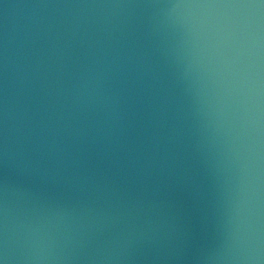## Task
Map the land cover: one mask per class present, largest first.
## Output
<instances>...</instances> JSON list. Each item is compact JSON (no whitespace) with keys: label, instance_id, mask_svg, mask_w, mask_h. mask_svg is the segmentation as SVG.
I'll list each match as a JSON object with an SVG mask.
<instances>
[{"label":"water","instance_id":"water-1","mask_svg":"<svg viewBox=\"0 0 264 264\" xmlns=\"http://www.w3.org/2000/svg\"><path fill=\"white\" fill-rule=\"evenodd\" d=\"M0 264H264V0H0Z\"/></svg>","mask_w":264,"mask_h":264}]
</instances>
